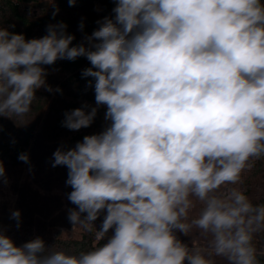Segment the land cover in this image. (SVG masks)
Masks as SVG:
<instances>
[{
	"label": "clouds",
	"instance_id": "9594fccd",
	"mask_svg": "<svg viewBox=\"0 0 264 264\" xmlns=\"http://www.w3.org/2000/svg\"><path fill=\"white\" fill-rule=\"evenodd\" d=\"M114 2V17L97 21L87 44L71 46L63 22L30 40L0 27V116L23 117L38 89L53 91L44 66L84 57L91 67L82 76L94 79L110 121L58 148L52 163L68 169L69 221L91 231L105 212L95 235L106 243L72 255L39 237L17 246L0 231V264H215L213 256L259 264L253 238L264 230V204L227 186L264 156V3ZM88 107L66 112L63 126L90 127L97 107ZM18 159L29 163L27 153ZM0 180L7 183L2 161ZM193 196L204 207L186 223ZM20 217L11 213L17 227ZM193 226L211 234L207 255L175 234Z\"/></svg>",
	"mask_w": 264,
	"mask_h": 264
},
{
	"label": "trees",
	"instance_id": "16d2710c",
	"mask_svg": "<svg viewBox=\"0 0 264 264\" xmlns=\"http://www.w3.org/2000/svg\"><path fill=\"white\" fill-rule=\"evenodd\" d=\"M114 7V0H76L74 6H69L68 0H0V27L23 34L26 40H30L45 36L49 24L63 22L67 25V34L75 37L71 46L87 44L85 37L99 27L97 21L114 17ZM57 8L59 11L53 17ZM44 67L47 71L46 84L53 91L49 92L44 87L38 89L35 93L37 99L23 117L0 116V161L5 167L7 179V183L0 180V197L5 188L15 196L12 202L0 201V231L17 246L39 237L47 248L54 246V250L78 255L106 243L107 237L97 239L95 235L106 213L101 212L91 231L80 224L74 226L69 221V210L76 209V205L68 199L72 191L71 186L66 184L68 169L52 166L53 153L58 148H73L86 135L101 133L110 121L105 120L106 106L96 105L94 79L82 76V71L91 67L86 58L58 60L54 65ZM89 81L92 86H89ZM57 88L60 91H56ZM85 104L89 106L86 111L97 107L91 126L78 131L64 127L65 113ZM21 153L28 154L29 163L18 159ZM249 163L251 167L241 173L239 183L227 187L242 191L254 205L264 204V156ZM219 191L222 193L224 187ZM191 200L193 203L186 223L197 219L204 207L196 197H191ZM15 210L21 213L19 227L17 221L10 218ZM112 234L110 230L107 236ZM175 234L189 249H199L206 255L211 251V234L195 226L187 235L179 231ZM253 244L259 264H264V230L254 234ZM211 258L215 264H228L223 257Z\"/></svg>",
	"mask_w": 264,
	"mask_h": 264
},
{
	"label": "rangeland",
	"instance_id": "374dc122",
	"mask_svg": "<svg viewBox=\"0 0 264 264\" xmlns=\"http://www.w3.org/2000/svg\"><path fill=\"white\" fill-rule=\"evenodd\" d=\"M14 198H15L14 194L8 188H5V193L1 195L0 201L8 200L9 202H12Z\"/></svg>",
	"mask_w": 264,
	"mask_h": 264
}]
</instances>
